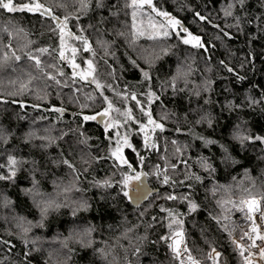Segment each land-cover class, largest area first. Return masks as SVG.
I'll list each match as a JSON object with an SVG mask.
<instances>
[{
    "label": "trees",
    "instance_id": "obj_1",
    "mask_svg": "<svg viewBox=\"0 0 264 264\" xmlns=\"http://www.w3.org/2000/svg\"><path fill=\"white\" fill-rule=\"evenodd\" d=\"M30 2L62 21L0 8V264H179L178 230L201 264L214 248L244 264V201L264 215V0H152L197 48L136 33L134 0H13ZM64 37L91 84L58 54ZM132 169L159 189L141 205Z\"/></svg>",
    "mask_w": 264,
    "mask_h": 264
},
{
    "label": "rangeland",
    "instance_id": "obj_2",
    "mask_svg": "<svg viewBox=\"0 0 264 264\" xmlns=\"http://www.w3.org/2000/svg\"><path fill=\"white\" fill-rule=\"evenodd\" d=\"M14 4V3H13ZM39 4V3H34V2H30V3H25V4H14V6L17 8L16 11H12V12H19V11H24V10H28V8H32V11L29 12H35V11H40L41 9H45L43 6L39 9H36L35 6ZM146 4H151V8L146 9ZM25 5H27L28 7H24ZM41 5V4H39ZM152 0H134V15H133V29L136 33H138L139 35H144V36H148V35H153V36H168V35H176L180 38V40L182 41V43H184L185 39H188L190 42L189 43H184L185 45H189L192 47H199L202 45L201 39L200 37L192 34L189 31H185L182 30L180 25L175 23L177 20L170 16L169 14L165 15V12L163 11H158L156 9H153L152 7ZM8 11V10H7ZM68 22L64 21L62 23V26L60 28L61 31H64L65 33H69V28H68ZM148 29L150 30V32L148 31ZM191 37H198L199 38V44L196 43V41L191 40ZM89 41H85L83 43V49L87 50V48L89 47ZM58 54L64 59L66 60L68 66H70L73 69V77H77L80 78L82 80H85L89 77H91V68H90V64L88 61H86L85 63L79 61L77 59V47L74 46L73 42H69L68 40L62 39L60 41L58 50H57ZM61 53H63V55H61ZM145 73V72H144ZM150 121H152L151 119H149L145 124H143V126L141 127V131L143 133V140L146 141L147 139L149 140L150 143H152V139L151 137L154 134V126L152 124V122L150 123ZM104 124L106 128H112L113 125L117 124V126H119L117 128V130H115L120 136L123 135L122 138H124V132L123 129L121 127V123L119 124L118 120H116V118L110 117L104 120ZM119 124V125H118ZM153 126V127H152ZM263 144H264V139L262 140ZM131 143L128 142V139L125 138V141L122 143L121 146H119V151H117V149L113 152L116 153L114 156H121V154H123V152L125 151L126 147H129ZM129 148H132V145H130ZM159 169V167H158ZM161 169V167H160ZM157 170V168H156ZM162 171L164 173L167 172L166 168H162ZM139 177L141 175L139 174H134L131 177V174H126V178L130 183H132L131 181H134L137 184V180L138 181H142L139 180L141 179V177H139V179H137L136 177ZM134 179V180H131ZM132 188L130 189L131 191H135L136 187L135 186H131ZM259 198V197H256ZM250 199H254V198H250ZM260 199V198H259ZM249 199H246L244 201V207L246 209V201ZM247 212V218L249 221V225H248V229L249 226L251 224V220H250V216L248 214V210L246 209ZM263 213V212H262ZM248 229L244 232V235L240 238H236L233 237V242L236 245V248L239 252H241L244 255V264H245V257L247 256L249 250V240L246 238V233L248 231ZM262 229L264 230V215H263V223H262ZM240 244L246 245L244 251L243 249L240 247ZM248 244V245H247ZM260 247L264 246V241H260L259 242ZM169 246L170 249L172 251V253L174 254V256L177 258L179 264H191L190 260L188 259V256L192 255L187 246H186V240H185V236L182 230H178L176 231L172 237L170 238V242H169ZM248 249V251H247ZM213 250H216L215 248ZM212 250V252H213ZM218 251V250H217ZM259 248H255L254 252H258ZM211 252V254H212ZM219 252V251H218ZM193 256V255H192ZM194 257V256H193ZM219 257H220V253H219ZM211 259V257H210ZM199 261V264H201V261L199 259H197ZM213 264V263H211ZM220 264V262H219Z\"/></svg>",
    "mask_w": 264,
    "mask_h": 264
},
{
    "label": "water",
    "instance_id": "obj_3",
    "mask_svg": "<svg viewBox=\"0 0 264 264\" xmlns=\"http://www.w3.org/2000/svg\"><path fill=\"white\" fill-rule=\"evenodd\" d=\"M146 6L148 8H151V4H146ZM40 12L44 13L46 16L52 18L55 21L56 25H59L61 23V19L54 15L51 14V12L48 9H41ZM179 25L182 26L183 30L186 29L185 25L183 23H181L180 21H178ZM89 84L92 83V78H89L88 80ZM41 110L43 111H48L49 109L44 108V107H39ZM52 111H54L55 113L59 114L60 116H64L65 114H73V112L71 110H68L67 108L64 107H60V106H54L53 108H51ZM107 114L105 115L104 113H100L96 116V118L94 119L95 122H97L99 125H102L104 123V120L106 119ZM132 171H134V169H132ZM139 177H141L142 181H138L137 180V186L135 191H131L130 189L132 188V184H129V196L130 198L135 201L136 203H138V205H141L143 203H145L153 194L158 193L159 189L158 188H153L152 186H150L147 183L146 177L143 175L142 172L139 173ZM258 201V208L260 210H262L261 207V203H260V199L259 198H255Z\"/></svg>",
    "mask_w": 264,
    "mask_h": 264
},
{
    "label": "bare ground",
    "instance_id": "obj_4",
    "mask_svg": "<svg viewBox=\"0 0 264 264\" xmlns=\"http://www.w3.org/2000/svg\"><path fill=\"white\" fill-rule=\"evenodd\" d=\"M246 209L248 210L251 224L246 233V238L249 240L250 251L245 257V263L264 264V257L261 256V249H264V246L260 247L259 245L260 241H264L259 238L261 236H264V230L262 229L263 213L262 210L258 208V201L255 198L246 201ZM253 229H255V231H253ZM255 248H259V251L254 252Z\"/></svg>",
    "mask_w": 264,
    "mask_h": 264
},
{
    "label": "snow or ice",
    "instance_id": "obj_5",
    "mask_svg": "<svg viewBox=\"0 0 264 264\" xmlns=\"http://www.w3.org/2000/svg\"><path fill=\"white\" fill-rule=\"evenodd\" d=\"M24 7H28L27 5H25ZM42 5H39L37 4L35 6L36 9H39L41 8ZM0 8H3V9H6L8 10L9 12H12V11H16L17 8L14 6L13 4V0H0ZM29 11H32L33 9L32 8H28ZM165 15H167L165 13ZM175 23H179L178 21H176ZM185 31H187L185 29ZM191 40H194L196 41L197 44H199V38L198 37H191ZM190 41L188 39H185L184 40V43H189ZM61 55H63V53H61ZM16 59H19V57H16ZM37 63H39V61H37ZM145 75H147V73H145ZM106 115V113H104ZM85 119H94V117H85ZM152 121H150L151 123ZM156 127H161L160 125H156ZM130 146V145H129ZM117 151H119V147L117 148ZM116 153H113V155H115ZM119 158V157H118ZM14 162V161H13ZM137 179H139V177L137 176L136 177ZM165 182H167V177H165ZM125 183H127V178L125 179ZM125 195H127V193H125ZM170 199L173 198V197H169ZM193 207H195V205H193ZM253 231H255V229H253ZM260 239L264 240V236H261L259 237ZM217 255H219V253H217ZM261 256L264 257V249H261Z\"/></svg>",
    "mask_w": 264,
    "mask_h": 264
},
{
    "label": "built area",
    "instance_id": "obj_6",
    "mask_svg": "<svg viewBox=\"0 0 264 264\" xmlns=\"http://www.w3.org/2000/svg\"><path fill=\"white\" fill-rule=\"evenodd\" d=\"M217 253H219L217 250H213L211 254V261L213 264H219V255H217ZM188 259L191 264H199V261L192 255L188 256Z\"/></svg>",
    "mask_w": 264,
    "mask_h": 264
},
{
    "label": "flooded vegetation",
    "instance_id": "obj_7",
    "mask_svg": "<svg viewBox=\"0 0 264 264\" xmlns=\"http://www.w3.org/2000/svg\"><path fill=\"white\" fill-rule=\"evenodd\" d=\"M132 172H133V173L131 174V177H132L134 174H136L135 171H132ZM138 174H139V173H138ZM131 180H134V179L131 178ZM131 182H132V183H131L132 186H135V187L137 186L136 183H135L134 181H131Z\"/></svg>",
    "mask_w": 264,
    "mask_h": 264
},
{
    "label": "crops",
    "instance_id": "obj_8",
    "mask_svg": "<svg viewBox=\"0 0 264 264\" xmlns=\"http://www.w3.org/2000/svg\"><path fill=\"white\" fill-rule=\"evenodd\" d=\"M246 264V263H245Z\"/></svg>",
    "mask_w": 264,
    "mask_h": 264
}]
</instances>
